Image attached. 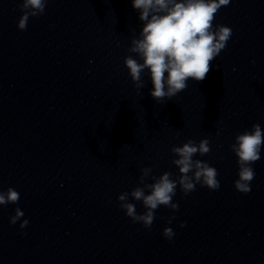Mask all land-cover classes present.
Here are the masks:
<instances>
[{
	"label": "clouds",
	"instance_id": "1",
	"mask_svg": "<svg viewBox=\"0 0 264 264\" xmlns=\"http://www.w3.org/2000/svg\"><path fill=\"white\" fill-rule=\"evenodd\" d=\"M231 0H132V7L139 12L143 27L138 37L131 39L129 53L124 58L131 80L138 93L145 87L142 74L147 69L153 84L151 97L161 103L170 100L188 87L189 79L201 82L206 79L212 67V61L226 48L232 37V29L222 24H214L215 17L222 6H228ZM48 0H20L22 12L17 27L27 30L30 17L45 14ZM230 150L237 157L238 179L234 182L235 189L240 193L251 191L250 182L255 178L252 165L261 159L264 147V130L259 123L252 125L251 130L237 133ZM211 151L207 138L198 143L188 139L182 146H173L172 160L179 174L173 179L171 172L165 171L159 177L152 175V167L140 169L139 184L131 192H123L118 197L119 207L133 223H141L150 229L155 220V211L160 207L179 210V204L173 201L177 186L186 197L195 191L196 185L218 190L220 181L217 169L207 161L193 159L197 154L204 156ZM151 179L153 182L148 183ZM129 196L141 201L146 211L138 214ZM20 193L9 187L0 190V206L18 204ZM15 214L9 217V223L15 225L24 216L17 207ZM175 216L168 218L171 224ZM29 224L22 220L20 228ZM182 222L180 227H184ZM162 235L171 240L175 233L171 227H165Z\"/></svg>",
	"mask_w": 264,
	"mask_h": 264
}]
</instances>
